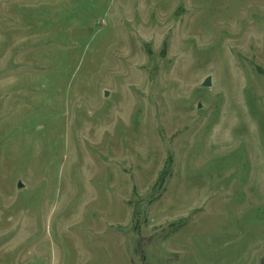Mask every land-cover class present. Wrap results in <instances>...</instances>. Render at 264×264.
<instances>
[{"label":"rangeland","instance_id":"rangeland-1","mask_svg":"<svg viewBox=\"0 0 264 264\" xmlns=\"http://www.w3.org/2000/svg\"><path fill=\"white\" fill-rule=\"evenodd\" d=\"M0 264H264V0H0Z\"/></svg>","mask_w":264,"mask_h":264},{"label":"water","instance_id":"water-1","mask_svg":"<svg viewBox=\"0 0 264 264\" xmlns=\"http://www.w3.org/2000/svg\"><path fill=\"white\" fill-rule=\"evenodd\" d=\"M202 85L203 86H210L211 85L210 77H206L204 79V81L202 82ZM104 95H107V92H105ZM21 186H22V183L19 181L18 184H17V187H21Z\"/></svg>","mask_w":264,"mask_h":264}]
</instances>
